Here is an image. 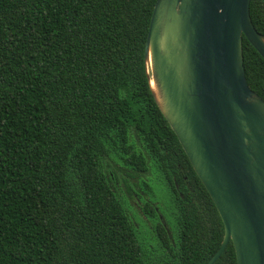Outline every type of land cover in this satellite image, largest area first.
Listing matches in <instances>:
<instances>
[{
    "label": "trees",
    "instance_id": "1",
    "mask_svg": "<svg viewBox=\"0 0 264 264\" xmlns=\"http://www.w3.org/2000/svg\"><path fill=\"white\" fill-rule=\"evenodd\" d=\"M155 1L0 0V264H205L220 245L222 219L152 94ZM249 14L264 34L263 1ZM242 54L264 99L244 36ZM213 264H237L231 240Z\"/></svg>",
    "mask_w": 264,
    "mask_h": 264
},
{
    "label": "water",
    "instance_id": "2",
    "mask_svg": "<svg viewBox=\"0 0 264 264\" xmlns=\"http://www.w3.org/2000/svg\"><path fill=\"white\" fill-rule=\"evenodd\" d=\"M264 3V0H262ZM250 0H156L144 58L154 100L224 226L237 264H264V99L245 78L242 37L264 59Z\"/></svg>",
    "mask_w": 264,
    "mask_h": 264
},
{
    "label": "rangeland",
    "instance_id": "3",
    "mask_svg": "<svg viewBox=\"0 0 264 264\" xmlns=\"http://www.w3.org/2000/svg\"><path fill=\"white\" fill-rule=\"evenodd\" d=\"M145 176H148L150 178H153V180H150L151 183V188H152V199L158 201L159 205L161 206L163 203V200H165V191L163 188V184H161V182L159 180L154 179L153 173L152 172H146ZM114 181L116 182V184L118 185H123L122 184V180L119 178V176H113ZM131 203L134 204L135 208H137V205L134 201H132Z\"/></svg>",
    "mask_w": 264,
    "mask_h": 264
}]
</instances>
